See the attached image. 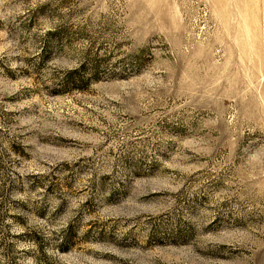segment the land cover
I'll use <instances>...</instances> for the list:
<instances>
[{
    "label": "rangeland",
    "instance_id": "obj_1",
    "mask_svg": "<svg viewBox=\"0 0 264 264\" xmlns=\"http://www.w3.org/2000/svg\"><path fill=\"white\" fill-rule=\"evenodd\" d=\"M0 264H264V0H0Z\"/></svg>",
    "mask_w": 264,
    "mask_h": 264
}]
</instances>
